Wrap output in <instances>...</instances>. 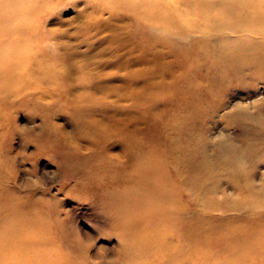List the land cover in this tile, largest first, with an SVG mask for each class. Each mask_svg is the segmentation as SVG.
<instances>
[{
  "label": "bare ground",
  "instance_id": "1",
  "mask_svg": "<svg viewBox=\"0 0 264 264\" xmlns=\"http://www.w3.org/2000/svg\"><path fill=\"white\" fill-rule=\"evenodd\" d=\"M49 2L0 0V112L21 107L15 102L26 94L46 99L49 91L27 84V77L75 96L77 132L99 149L89 156L71 147L48 154H61L65 171L81 175L78 191L89 189L86 199L120 240L119 255L132 250L136 235L144 250L156 248L175 264H264V99L257 98L264 85V0H87V17L109 15L103 28L116 45L94 44L90 54L101 61L102 52H112V67L124 74L111 77L122 86L87 83L81 93L72 88L73 52L62 58L66 71L47 62L29 70L32 63L18 57L19 51L40 55L35 48L50 39L40 26ZM54 2L52 10L60 1ZM138 27L141 54L133 58L137 48L127 50V37ZM233 91L242 98L228 110ZM98 93L115 97V104L99 103ZM9 94L17 98L11 105ZM235 124L248 135L245 150L229 134L211 145L217 126ZM116 143L120 156L110 152ZM52 205L0 181V242L29 238L22 244L28 253L35 257L37 246L58 264L45 240L57 211ZM65 238L71 253L90 258L91 246Z\"/></svg>",
  "mask_w": 264,
  "mask_h": 264
},
{
  "label": "rangeland",
  "instance_id": "2",
  "mask_svg": "<svg viewBox=\"0 0 264 264\" xmlns=\"http://www.w3.org/2000/svg\"><path fill=\"white\" fill-rule=\"evenodd\" d=\"M54 1L51 0V3H48L50 8L44 14L40 23V26L51 33L49 35L50 39L42 41L35 48V50H40V55L34 54L33 57L27 55L25 51H19V59L32 63L29 70L35 68L40 62H47L66 71L67 67H63L65 64L62 63V58L67 55V52H73L71 55L74 67L71 69L73 75H71L73 80L71 81L72 88L76 93H81L83 87L88 86L87 83L100 82L108 90L112 87L122 86V81L111 80V77L117 73L124 74L119 69L112 67L116 60L115 55L112 52H102L100 56H104L103 60L97 61L90 54V46L94 44H96L94 49H102L101 45L104 46L105 42H107L106 47L110 46L112 50L116 49L114 43L109 45L110 33L103 28L105 24L111 23L108 19L109 15L95 16V19L87 17L89 12L87 0H58L60 2L52 10V6H55ZM90 21L94 23L93 29L86 30ZM142 32L144 31L139 30L138 27L133 32L134 36L127 37L129 46L132 47L127 50L137 48V50L131 51L133 58L141 54L139 47L143 35L140 37L138 35ZM124 39L125 37L118 40L123 41ZM82 40L84 43H78ZM96 72L99 77L95 79L92 76ZM106 74H109V77H103ZM81 76L88 78V82L81 84ZM26 79L27 84L32 87L35 85L40 87V91L47 90L49 95L46 99L40 93L23 95L15 102L19 103L21 107L15 109L3 108L4 111L0 112V181L5 189H11L21 197L24 194L42 197L55 206L57 211L51 213L46 229L49 237H45V240L49 245L51 243L56 248L55 256H53L57 259V263L69 264L68 260H70L72 264H93L97 262L98 264H175L173 261L168 262L165 259L163 261L158 251L156 253V248L144 250L143 240L136 235L130 239L132 250L127 255H119L120 240L112 233L107 232V230L110 232V223L107 220L105 221L100 216L99 211L92 208L90 200L86 199L89 189L78 191L76 184L81 175H71L65 171L60 165V161H62L61 154L54 153L56 155L52 158L48 154H53L55 149L71 147L79 155L89 156L99 149V146L94 144L92 140L77 132L78 120L74 114L78 104L74 101L75 96H67L64 92L57 90V86H48L45 83L37 82L32 77ZM239 93L238 91L230 93L228 110L242 98ZM257 93V98L264 99L263 84L258 86ZM98 94L99 103L111 101L112 103H110L113 104L115 101V97L105 98L101 93ZM8 98L11 100L10 103H7L8 105H11L14 103L12 101L17 99L11 94L8 95ZM84 105L87 106V104ZM243 133L240 124L229 127L217 126L210 134L209 139L212 141L211 145H214L217 135L229 134L236 140V144L240 146V149L245 150L248 135L243 136ZM45 145H48V147H45ZM120 147V143H116V149L113 148L110 152L120 156L117 149ZM220 178L224 177L220 176ZM260 183L259 180L258 184ZM132 220H136V218L130 217V221ZM67 234L76 241L77 239L82 240L83 244L77 242L81 247L86 244L91 246L88 251L89 259L84 260L81 255L70 252V246L66 243L65 238ZM32 238L33 240L36 239V237ZM6 239H4L3 244L0 242V264H44V262L49 264L50 261L46 257L48 255L46 251L44 252L47 255L36 246L35 251H32L36 254L34 257L32 253L27 252V246L24 245L23 248L22 244L29 243V238L22 237L19 238V241ZM30 240L32 242L31 238ZM16 243L21 247L16 249ZM42 253H44V262L42 257L39 256Z\"/></svg>",
  "mask_w": 264,
  "mask_h": 264
}]
</instances>
